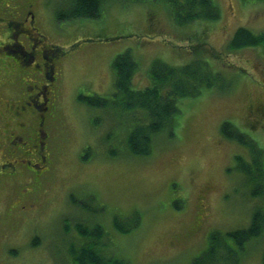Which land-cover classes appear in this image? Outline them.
<instances>
[{
	"label": "rangeland",
	"instance_id": "1",
	"mask_svg": "<svg viewBox=\"0 0 264 264\" xmlns=\"http://www.w3.org/2000/svg\"><path fill=\"white\" fill-rule=\"evenodd\" d=\"M37 2L48 41L64 46L66 57L55 119L48 123L44 153L50 163L38 207L23 215V223L0 221L1 232L15 227L5 251L9 262L76 264L71 246L92 240L78 232V223L102 226L97 248L129 264H191L207 250L212 232L249 227L264 201L252 194L254 184L239 168L237 157L248 162L251 152L221 127L232 123L264 153V51L230 48L239 28L264 31V0H214L219 20L185 26L161 2L109 0L98 19L67 21L57 14L72 0ZM127 50L138 63L136 89L151 83L155 60L173 66L202 60L220 76L216 87L178 102L174 136L159 134L148 156L129 151L123 122L129 117L79 99L112 96V63ZM115 217L123 227L133 226L120 231ZM263 253L264 235L247 244L238 264H262Z\"/></svg>",
	"mask_w": 264,
	"mask_h": 264
},
{
	"label": "trees",
	"instance_id": "2",
	"mask_svg": "<svg viewBox=\"0 0 264 264\" xmlns=\"http://www.w3.org/2000/svg\"><path fill=\"white\" fill-rule=\"evenodd\" d=\"M148 1L166 4L173 21L180 26L195 21H216L221 17L220 9L214 0H123V3ZM107 2L109 0H72L70 9L68 7L64 10L61 14L64 15L60 18L98 19ZM257 46L264 51V31L254 33L247 28H239L230 41V48L233 50ZM112 67L116 74L115 91L112 96L105 98L97 95L80 96L79 99L94 107L112 109L121 117L123 115L129 117V121L123 120L129 129L126 143L130 153L135 156L152 154L155 138L159 134L166 132L170 137L174 136L175 119L180 113L178 102L183 98L198 97L205 89L216 87L220 78L202 60L182 66L155 60L150 68L151 83L145 88L136 89L133 87V79L138 71V63L130 50L119 54L114 59ZM138 112L142 114L139 115ZM221 131L249 148L251 160L247 162L245 158L243 161L237 157L239 168L254 184L252 194L264 200V153L255 141L247 134L239 133L232 123L224 122ZM135 221L137 227L139 220ZM114 224L123 232H128L133 226L132 224L129 228L123 227L117 217L114 218ZM76 226L83 237L92 236V240L86 244L77 248L71 246L70 253L74 256L76 264H129L127 260L109 256L97 248L98 242L105 236L102 226L94 225L88 228L83 223ZM263 235L264 201L263 205L254 211L249 227L225 233L212 232L207 250L191 264H238L240 252L246 249L252 239Z\"/></svg>",
	"mask_w": 264,
	"mask_h": 264
},
{
	"label": "flooded vegetation",
	"instance_id": "3",
	"mask_svg": "<svg viewBox=\"0 0 264 264\" xmlns=\"http://www.w3.org/2000/svg\"><path fill=\"white\" fill-rule=\"evenodd\" d=\"M46 23L37 0H0V221L23 223V215L35 211L49 169L47 129L66 48L48 41ZM14 230L0 231V264L14 262L5 254Z\"/></svg>",
	"mask_w": 264,
	"mask_h": 264
},
{
	"label": "bare ground",
	"instance_id": "4",
	"mask_svg": "<svg viewBox=\"0 0 264 264\" xmlns=\"http://www.w3.org/2000/svg\"><path fill=\"white\" fill-rule=\"evenodd\" d=\"M234 49H235V48H234ZM150 73H151V72H150ZM193 75H195V74H193ZM164 84H165V83H164ZM123 112H124V111H123ZM130 123H131V122H130ZM70 200H71V199H70ZM72 201H73V200H72ZM72 201H71V202H72ZM88 206H89V205H88ZM137 213H138V212H137ZM254 215H255V214H254ZM260 215H261V214H260Z\"/></svg>",
	"mask_w": 264,
	"mask_h": 264
}]
</instances>
